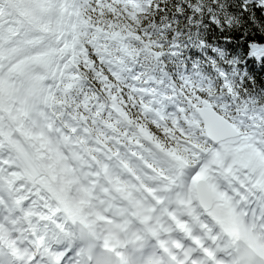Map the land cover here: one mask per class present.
<instances>
[{
  "label": "bare ground",
  "instance_id": "bare-ground-1",
  "mask_svg": "<svg viewBox=\"0 0 264 264\" xmlns=\"http://www.w3.org/2000/svg\"><path fill=\"white\" fill-rule=\"evenodd\" d=\"M142 5L145 7L148 6L147 0H142ZM154 9H157V7H154ZM58 10L68 11V14L65 21L66 23L63 22L64 20L62 17L58 18L54 22L56 41L61 42L60 47L57 42L55 43L57 45L55 50L57 47H59V49H64V47L70 48L74 45V37L71 31V26L75 14V0H60ZM126 12L131 15H135L141 11ZM1 27L3 26L0 25V48L3 47L4 50L0 51V93L8 91V88H10V85L13 83V72L11 71L9 73L10 69L22 62V58L18 59L21 45H12L13 48L17 49V55L15 57L17 60L14 58L15 64L14 62H12L13 64L9 61L6 62L4 57L8 42H6L2 36H7L9 29L3 27V32H1ZM16 53H13V55ZM57 56V59L60 60L61 54L59 52H57ZM106 64L122 74L123 83L131 84L132 87H136L138 89L149 90L154 92V94L168 95V100H166L165 96H157V101H154L153 94L136 93L140 98L139 104L145 105L146 108H150V110L153 111L145 112L146 116L154 119V113H157L162 117L171 118L172 121L176 123V127L182 131L184 136L188 139H192V141L196 143V146L204 147L207 139L194 118L192 104L189 100H182V95L173 94V87L171 85H162L159 82L151 80L148 77L145 67L141 64H116L113 61H106ZM7 70H9V75H6ZM194 81L196 85H199L204 89L206 96L216 109L229 116L230 120H233L238 127L244 130L249 128V121H251V118L248 117V120H246L244 117L236 115L237 110L231 107V97L224 98L221 93L212 92L210 86L204 84L201 75L197 72L194 73ZM2 129H7L6 131H8L9 135L5 134L7 137V146H4V149L7 150V152L5 151V154L0 155L2 160L6 161H0V184H4V181H8L9 176L16 175L17 172H24L26 174L25 178L29 180L30 183V185L25 184L24 188L17 186L14 192V198L19 202L21 200L29 199V203L26 204L23 202L22 204L17 205L14 202L6 201L2 197L0 191V237L3 238L6 245L10 246L13 251H21L22 248L19 246L20 243L22 242V244H25V240L28 238L26 235L12 234L14 233L13 228L16 224L22 225L21 221L25 223L38 217L39 220L35 221L36 226L34 229L36 236L39 239L48 241L61 230L63 234L62 243L65 245L64 248L73 246V236L71 231L75 225L82 220L85 221V225L86 223L94 221L95 223L92 224L90 228H87L104 243L105 247L111 250L119 251L127 264H165V254H168L172 258H175L179 262L185 264H237L235 246L239 244L246 245L248 248L257 251L264 257V249L257 247L258 241L264 240V217L261 216L260 210L254 199L247 202L248 207L243 211L241 210L239 203L231 209L216 206L213 210L215 213L214 216L203 214L198 209L200 213L199 226L201 227L207 225L208 230L198 228L195 229L193 225L187 226V231L185 226L189 223L187 220L188 217H182L179 214L180 209L178 210L175 207H173L174 209H171L168 204L169 196L165 197L168 193V190L166 189L172 180L167 181L165 184H160L148 179L161 196H163L166 191L164 196L165 199H163L166 201L165 206L173 211V216L180 224H182L181 226L185 228L184 233L179 232V226L171 225V220H168V216L164 214V209H162L163 207H159V205H157L158 202L156 203L152 200V197L151 199L143 192L137 191L135 192L134 197H128L136 206L135 210L132 209L127 200L110 198L106 195H103L104 205L102 206L97 205L96 202L92 203L90 201L92 199L86 197L88 206L84 209L82 206L78 207V202L75 200L73 195L74 193L72 192V190H77V188L81 187L78 184L79 177L76 178V174L74 175L75 172L73 173L72 170H69L66 181H64L65 179L62 180L64 182H61V186H57L47 177V175L40 174V169L37 167L39 169L37 170L35 165H32V168L27 171L24 162L19 158L15 151L17 147L14 146L17 145L20 147L28 157L27 149L22 144L23 141L21 137L16 134L8 122L0 120V132ZM4 130H2V132L5 133L6 131ZM4 137L5 136L0 134V142H2L3 139H6ZM51 138H53L55 143L58 145L57 147H59L61 144L59 140L60 138L56 135ZM60 148L62 147H59V149ZM62 150L60 151L62 152ZM65 157L66 156H64V158ZM68 159L65 160L67 161ZM130 161L135 169L142 173L136 161L133 159ZM197 163L198 162L194 165L188 166L185 170H183L181 178L175 180L178 185L185 184L191 187L192 197L190 201L195 206L196 202L194 198L193 185L190 183V179ZM12 164H15L16 167H13ZM119 170V173L123 178H128L129 175L127 176V173H125L124 170ZM60 175L62 176L61 173ZM35 176H38L39 178L42 176L40 183L35 179ZM132 177L133 174H130L129 179ZM23 183H25V181H23ZM63 187H66V189H63ZM84 187L81 188L83 189ZM182 188L183 187H181V189ZM37 190H39L38 193ZM65 190L67 191L64 192ZM83 191L88 192L87 190ZM221 191H223V189H221ZM32 193L34 194L29 195ZM88 194L92 195L91 192H88L86 195ZM179 196L180 194L178 197ZM94 203H96V206ZM216 203L218 202L216 201ZM179 204L177 206H179ZM75 205L77 206V209L75 208ZM142 205L145 207L147 206V209L149 206L152 207L151 209H153V211H149V208L147 210L149 212L144 213L141 209ZM66 206H70L72 208V215H69L66 211H64ZM133 212H136L140 221L144 220L146 216H149L151 223L153 220H155L158 224L161 223L163 230L161 231L159 228L156 230L158 225L155 226V224L151 223L150 224L153 226H150L148 229H144V227H142V223L137 220ZM73 221H75V223ZM38 229H40L41 234L38 233ZM150 231L151 234L148 233ZM202 231H207V236H205ZM163 232H165V234H162ZM27 236L30 235L27 234Z\"/></svg>",
  "mask_w": 264,
  "mask_h": 264
},
{
  "label": "rangeland",
  "instance_id": "rangeland-1",
  "mask_svg": "<svg viewBox=\"0 0 264 264\" xmlns=\"http://www.w3.org/2000/svg\"><path fill=\"white\" fill-rule=\"evenodd\" d=\"M12 1L14 2L15 11H1L3 16H0V19H3L0 21V25L5 26L4 21L6 18L12 16L16 18L19 15H24L37 31L45 32V35H47L46 39L52 40L51 46L53 48L57 46L56 42L59 47L61 46V42L56 41L54 26L51 25L49 27L48 25L52 13L56 10L57 2L52 0L47 5L41 4L36 0ZM7 7L9 8V6ZM3 27H1V32H3ZM88 30V26L82 22L79 29L74 30V47H64V49L60 48L61 50L57 47L56 51L66 59V63L61 70L60 67L56 69L57 76L54 75L53 78L52 72L55 68L53 62H49L47 59L24 60L13 66L10 71H6V75H9L8 71L9 73L13 72L12 78L14 81L12 80L13 83L8 88V91L0 93V120L8 122L11 125V128L21 137L22 144L27 149L28 157L20 147L14 145L17 147L15 150L17 155L24 162L27 171L32 168V165H35L37 170L40 169V174L47 175L57 186H61V182L66 181L69 170H72L73 173L75 172L76 178L79 177L78 184L81 187L85 186L83 189L80 187L77 190L74 189L76 191L72 190L74 198L78 202V207L87 208V198L92 199L90 200L92 203L96 202L97 205L102 206L104 205L103 195H106L110 198L127 200L128 204L135 210L136 206L129 198L130 196L134 197L135 192L138 191L145 193L150 198L152 197L153 201L158 202L157 205L159 207H163L164 214L168 216V220H171V225L179 226V228L182 227V224L172 214L173 211L171 209L175 207L178 210L180 209L179 214L182 217H188L189 223L185 226L187 231V226L193 225L195 229L208 230L207 225L199 226L200 213L197 206L190 201L192 197L191 187L185 184L178 185L175 181L181 178L182 171L187 166H180L174 159V155L184 156L188 160L190 155L192 157V155L196 154L194 151H187L181 147L180 141L184 139L181 132L178 134L180 136H177L178 143L175 142L176 147L170 151H162L144 134L130 126L123 115L110 103H89L88 101L84 106V115H54L51 101L53 104L55 94L59 92L61 83L64 80L73 82L78 79L76 71L69 61L72 55L83 57L84 54L81 44L77 42L76 34L85 35L87 37L86 41L91 43L92 38L88 35ZM6 48L4 57L6 62H14L15 64L14 58L17 55V49L13 48L11 43ZM109 48L110 50L112 49L110 46ZM127 48L124 56H115L114 58L119 62L124 60L123 57H129L131 60L136 59L138 53H135L129 44H127ZM1 50H4V48H0ZM114 50H116L115 46ZM53 51L55 52L54 49ZM13 53L16 54L13 55ZM55 64L58 65L59 63L55 62ZM263 117V109L260 110L258 108L253 117V124L250 130L242 138L224 143V145L234 150V153L239 157V175L242 180L248 179L253 172L264 167V133L258 124ZM62 120L68 125L62 124ZM2 130L0 134L5 136L4 138L6 139L0 142V155L5 154V151L7 152L4 149V146H7L5 134L9 135L8 131H6L7 129L4 130L6 131L5 133ZM54 135L60 138L61 144L59 147L62 148L59 149L53 138H51ZM212 146L210 144L208 147L211 148ZM63 154L66 156L65 158ZM65 159L68 160L66 161ZM131 159L136 161L142 173L138 172L139 170L135 171L130 161ZM199 159L195 160V162L199 161ZM0 161L4 162L5 160L1 158ZM12 166L16 167L15 164H12ZM119 169L124 170L127 176L133 174V177L130 179L129 176L128 178H121ZM22 173L23 175L21 174L16 178L28 184L29 180L25 178L26 174ZM41 177L35 176V179L40 183ZM148 179L160 184H165L167 181L172 180L166 189L168 193L166 194L165 191L166 196L165 194L161 196ZM181 187L185 189H181ZM63 189H66V187H63ZM83 190L91 192L92 195H86L88 192ZM179 194L180 196L178 197ZM164 196H169L168 204L171 209L165 206L166 201L163 200L165 199ZM96 203H94L95 206ZM178 204L179 206H177ZM150 206L148 207V209L150 208L149 211H153ZM141 207L144 213L149 212L147 211V206L142 205ZM75 208L77 209L76 205ZM133 213L137 220L140 221L136 212ZM140 222L144 229H148L150 226H153L151 224H155V226L158 225L156 230L158 228L161 231L163 230L162 224L156 223L155 220H153L154 223H151L149 216H146ZM148 233L151 234V231ZM203 233L207 236L208 232ZM162 234H165V232Z\"/></svg>",
  "mask_w": 264,
  "mask_h": 264
},
{
  "label": "trees",
  "instance_id": "trees-1",
  "mask_svg": "<svg viewBox=\"0 0 264 264\" xmlns=\"http://www.w3.org/2000/svg\"><path fill=\"white\" fill-rule=\"evenodd\" d=\"M152 3L159 10L130 16L112 0H80L76 27L83 22L124 36L153 79L175 85L194 104L206 95L183 75L189 78L197 66L214 92L233 96L241 115L255 116L258 108L264 111V62L246 55L249 46L256 49L264 44V8L257 7L256 0ZM77 36L84 54L73 55L70 64L78 79L61 83L52 104L54 115H84L88 101L110 103L159 149L175 148L163 131L137 110V97L128 93L119 77L94 55L85 38L80 33ZM62 124L68 125L64 120ZM258 124L264 133V117Z\"/></svg>",
  "mask_w": 264,
  "mask_h": 264
},
{
  "label": "snow or ice",
  "instance_id": "snow-or-ice-1",
  "mask_svg": "<svg viewBox=\"0 0 264 264\" xmlns=\"http://www.w3.org/2000/svg\"><path fill=\"white\" fill-rule=\"evenodd\" d=\"M256 6L264 8V0H256ZM246 7L243 10H246ZM246 55L251 58H258L261 62H264V44H261L256 49L249 46V51ZM207 141L212 142L213 146L211 148L207 147ZM207 141L204 147H200L199 151L196 152L200 159L193 170L190 183L192 185L202 184L218 202L217 207L231 209L239 203L243 211L248 207L247 202L255 197L260 214L264 217V167L253 172L248 179L242 180L239 175V157L234 153V150L224 145L222 141L214 140L211 136L207 138ZM193 151H196V149L194 148ZM174 159L180 166L188 163V160L181 155H174ZM201 203L203 204V200H201ZM204 206L207 207V205ZM64 211L72 215L70 206H66ZM208 214L215 215L211 210ZM73 222L75 223V221ZM81 223H85V221L82 220ZM94 223V221L86 223L85 226L90 228ZM76 240L86 242L87 233L82 231L78 236L74 234L72 243L74 244ZM257 247L264 249V240L258 241ZM57 264H63V262L58 261ZM75 264H93L90 247L80 248L77 251Z\"/></svg>",
  "mask_w": 264,
  "mask_h": 264
},
{
  "label": "water",
  "instance_id": "water-1",
  "mask_svg": "<svg viewBox=\"0 0 264 264\" xmlns=\"http://www.w3.org/2000/svg\"><path fill=\"white\" fill-rule=\"evenodd\" d=\"M119 39L117 34L111 35L112 42L119 43ZM194 112L201 123L206 138L211 136L214 140H220L224 143L238 139L241 136V132L235 125L217 112L212 104L205 98H202L200 102L195 105ZM193 189L198 208L205 214H208L210 210L213 211L215 199L207 189L202 184L194 185ZM201 200H203V204ZM204 205H207V207ZM180 232L184 233L185 228L181 227Z\"/></svg>",
  "mask_w": 264,
  "mask_h": 264
},
{
  "label": "built area",
  "instance_id": "built-area-1",
  "mask_svg": "<svg viewBox=\"0 0 264 264\" xmlns=\"http://www.w3.org/2000/svg\"><path fill=\"white\" fill-rule=\"evenodd\" d=\"M90 35L92 36V43H93V46H94V49H95V53L102 57L104 60H105V63L106 61H113L110 59V55L109 54H106L103 52V47L107 48V49H110L109 46L111 48H113V44L111 43H108L107 42V37L106 35H103V34H97V32L95 31H91ZM116 47V46H115ZM114 49V48H113ZM116 49V48H115ZM114 52H117V49L116 50H113ZM114 62V61H113ZM125 85L128 87V89L133 92V93H144V94H153V97H154V101H157V96H165L166 97V100H168V95H163V94H154V92H151L149 90H144V89H138L136 87H132L131 84H127L125 83ZM173 87V94H180L182 95V100H189L188 97L183 94L181 91H179L177 88H175L174 86ZM190 101V100H189ZM175 103V102H174ZM191 103V102H190ZM138 108L141 110V112L145 115V112H153L150 110V108H146L145 105H141L138 103ZM154 121L159 124L160 126L166 128L167 127V124L169 122H172V124L174 126H176V123L172 121L171 118L169 117H162L160 116L159 114L157 113H154ZM233 122V120H231ZM189 143H185V142H182L181 145L183 146V148H185L186 150H193L194 148L197 150H199L200 147H203V146H199L197 147L196 145H194V142L192 141V139H189ZM191 143V144H190ZM193 144V145H192Z\"/></svg>",
  "mask_w": 264,
  "mask_h": 264
}]
</instances>
